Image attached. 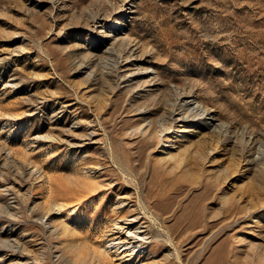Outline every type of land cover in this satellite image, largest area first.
Masks as SVG:
<instances>
[{"label": "rangeland", "instance_id": "374dc122", "mask_svg": "<svg viewBox=\"0 0 264 264\" xmlns=\"http://www.w3.org/2000/svg\"><path fill=\"white\" fill-rule=\"evenodd\" d=\"M131 212L264 264V0H0V264H118Z\"/></svg>", "mask_w": 264, "mask_h": 264}, {"label": "bare ground", "instance_id": "6f19581e", "mask_svg": "<svg viewBox=\"0 0 264 264\" xmlns=\"http://www.w3.org/2000/svg\"><path fill=\"white\" fill-rule=\"evenodd\" d=\"M183 103L187 108H191L194 105L192 101L187 100H184ZM176 118L178 122H184L185 115L178 113ZM179 127V130L183 131L182 126ZM150 238L151 233L148 229L146 216L131 212L117 221L113 232L109 236L108 247L118 264H155L153 261L147 260L148 254L145 253L151 245ZM22 263L29 264L30 261L24 260Z\"/></svg>", "mask_w": 264, "mask_h": 264}]
</instances>
